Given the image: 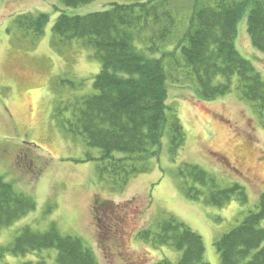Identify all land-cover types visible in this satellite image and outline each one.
Wrapping results in <instances>:
<instances>
[{
    "label": "rangeland",
    "instance_id": "374dc122",
    "mask_svg": "<svg viewBox=\"0 0 264 264\" xmlns=\"http://www.w3.org/2000/svg\"><path fill=\"white\" fill-rule=\"evenodd\" d=\"M113 1L133 0L77 6L61 0H0V174L36 201L35 209L0 228V244L11 245L24 226L45 232L55 224L63 235L79 237L99 264H178L182 251L140 236L144 229L156 232L159 223L173 215L203 237L204 259L222 264L216 240L258 209L264 191V121L235 86L224 95L203 99L186 81L171 80L168 104L183 126L185 142L173 152L167 126L159 153L148 158L147 169L123 189L100 176L101 150L89 146L83 135L68 132L56 117L58 105H67L68 115L77 98L96 92L94 78L101 61L79 38L65 47L54 44L53 23L61 13L101 11ZM194 1L180 3L184 14H178V28L187 27ZM21 13L49 15L37 40L19 29L16 18ZM235 44L264 78V51L252 44L246 15L238 21ZM172 46L169 42L168 49ZM186 164L203 168L216 186L242 184L248 200L234 197L220 206L204 196H191L180 173ZM103 203L105 211L95 213L94 207ZM57 254L55 247L25 255L8 252L0 255V264H38L41 259L57 264Z\"/></svg>",
    "mask_w": 264,
    "mask_h": 264
},
{
    "label": "trees",
    "instance_id": "16d2710c",
    "mask_svg": "<svg viewBox=\"0 0 264 264\" xmlns=\"http://www.w3.org/2000/svg\"><path fill=\"white\" fill-rule=\"evenodd\" d=\"M61 1L77 6L94 0ZM181 2L113 1L101 11L61 13L53 23L54 44L65 47L79 38L94 48L101 61L94 78L96 92L71 103L70 114L64 113L67 105H58L55 114L68 132L83 135L89 146L101 150L99 173L113 188L123 189L135 174L147 169L146 160L159 153L167 126L171 150L176 152L184 144L185 131L168 104L171 80L186 81L203 99L224 95L235 86L264 121V78L235 44L238 21L246 15L251 42L264 51V0H195L184 29L178 28V14H184ZM49 19L47 13H21L16 22L35 41ZM169 42L173 48L168 49ZM220 77L223 81H218ZM180 173L187 179V193L204 196L208 203L222 206L234 197L243 203L248 200L245 186H216V179L198 165L186 164ZM35 208L32 196L16 191L0 174V228ZM263 220L264 191L258 209L250 210L216 240L222 264H264ZM140 236L154 245L171 244L182 251L178 264H209L204 259L203 237L173 215L160 222L156 232L144 229ZM53 247L58 250L57 264H99L79 237L63 235L55 224L45 232L24 226L11 245L0 244V255ZM38 264L47 262L41 259Z\"/></svg>",
    "mask_w": 264,
    "mask_h": 264
},
{
    "label": "flooded vegetation",
    "instance_id": "af4514ba",
    "mask_svg": "<svg viewBox=\"0 0 264 264\" xmlns=\"http://www.w3.org/2000/svg\"><path fill=\"white\" fill-rule=\"evenodd\" d=\"M105 203H103V205L101 204V206L100 207H94V209H95V213H99L101 210L103 211L104 210V208H105V205H104ZM105 211V210H104Z\"/></svg>",
    "mask_w": 264,
    "mask_h": 264
}]
</instances>
